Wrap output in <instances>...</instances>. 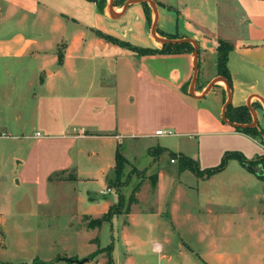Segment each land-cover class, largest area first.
<instances>
[{
  "label": "crops",
  "instance_id": "1",
  "mask_svg": "<svg viewBox=\"0 0 264 264\" xmlns=\"http://www.w3.org/2000/svg\"><path fill=\"white\" fill-rule=\"evenodd\" d=\"M61 1L70 6L69 11H55L49 0H0V18L4 14L8 18L19 17L20 21L28 17L43 18L54 10L56 19L46 28L51 40H44L45 25L39 21L31 25L23 23L25 29L15 27L6 34L3 30L0 32V221L5 220L12 205L10 199L5 201L2 196V184L11 158L16 160L17 182L35 190L36 205H45L51 199L45 196L44 190L55 174L75 170L81 175L79 156L73 155L80 138H106V142L113 146L115 156L123 138H154L159 136L156 135L158 129L171 130L172 134L179 135L223 134L259 141L236 130L233 123L223 119V107L228 97L227 84L223 80H217L205 95H201L212 81L221 77L218 74L219 41L230 43L231 102L234 106L248 101L251 106L257 103V107L252 106L258 115L257 125L264 128V0H153L158 9V36L168 39L166 35H178L197 42L198 71L194 94L199 97L189 92L195 73L194 51L140 55L126 48V64L131 69L126 70L118 62L124 56L125 48L107 41L101 35L107 33L97 28L95 22L87 21L89 16L96 19V12L106 18L108 7L101 12L97 4L89 0ZM132 6L129 5L117 17ZM121 10L122 7L113 4L114 14ZM143 14L148 27L141 25V29L147 41L152 43V46L143 47L161 48L163 42L151 35L154 17L149 21L144 3L140 18ZM63 16L74 20L73 24L64 21ZM60 49L62 61L59 60ZM98 59L105 62L103 66L110 69L108 73L90 68V63ZM110 77L114 78V86L105 82ZM208 96L210 102L206 100ZM28 99L31 101L24 105ZM30 124L37 130L27 134ZM11 138L16 139V147L9 141ZM78 153H84V150L79 149ZM99 154L95 151L89 153L92 158L99 157ZM185 171L189 170L180 169V173ZM162 178L160 173L156 186L157 209L120 213L96 228H87L100 229L105 222L113 225L115 217L123 216L121 227L116 236L115 232L112 233L110 244L113 256L115 242H122L127 264H134L133 250H142L146 238L150 239L153 251L161 252V258L171 264H205L203 257L196 252L195 256L189 254L191 257L187 259L180 241H175L176 247L171 246L175 231L184 225L190 227L201 242L211 236V260L207 262L232 264L237 261L240 257L237 253H227L226 257L220 252L218 240L215 241L219 237V214L208 213L217 228L214 229L213 225L210 232H206L203 218L197 214L206 202H202L197 210L192 207L194 196L191 191H199L201 183L163 182ZM57 179L60 183L68 180ZM208 200L207 205H212L213 200ZM117 201H90L79 215L100 218ZM19 202L14 205L24 206L25 211L32 213L33 210L27 207L30 205L28 201ZM147 216L148 222L143 225ZM193 219L196 223L190 224ZM171 220L180 223L175 230L165 225ZM93 238H89L90 243L95 242ZM254 240L259 247L250 255L247 264H264L259 231ZM99 247L101 245L83 254L84 257ZM60 261L52 263L60 264Z\"/></svg>",
  "mask_w": 264,
  "mask_h": 264
},
{
  "label": "rangeland",
  "instance_id": "2",
  "mask_svg": "<svg viewBox=\"0 0 264 264\" xmlns=\"http://www.w3.org/2000/svg\"><path fill=\"white\" fill-rule=\"evenodd\" d=\"M107 1L109 5L111 0ZM49 2L55 11L59 9L62 12L69 11L70 6L61 0H49ZM131 5L133 6L120 17H113L108 12L107 17L104 18L103 15L96 12V19L89 16L87 21L95 22L97 28L103 32L128 41L132 45L152 46L151 41H147L141 29V25L148 27L144 14L140 18L143 2H135ZM53 11L43 18L28 17L22 21L19 20V17L8 18L4 14L0 18V32L3 30L2 32L6 34L15 27L25 29L23 23L31 25L39 21L40 24L45 25L44 40L47 38L51 40L50 32L46 28L56 20L55 11ZM151 16L154 17L152 9ZM62 19L68 23L73 24L74 22L69 17L63 16ZM5 27L7 29L4 30ZM151 35L153 36L152 30ZM124 48V56L118 62L123 64L124 69L131 70L126 64L127 54L125 52L129 48ZM111 62L114 64L115 59ZM104 63L102 59H98L90 63V68L103 74L108 73L110 69L103 66ZM51 67L53 68V66ZM113 81V77L105 80L110 84ZM110 93L113 94V91ZM208 98L210 96L206 98L207 102H210ZM28 101L31 99L26 100L24 105ZM27 107L25 110L28 113L29 106ZM35 130L37 127L33 129V125L30 124L26 133L31 134ZM106 140L104 137L78 139L73 155L76 158L79 156L81 175H78L77 171L71 170L51 176L52 178L44 190L45 196L49 197L51 202L45 205H36L34 203L37 197L35 190L17 182L18 172L14 169L16 160L10 159V166L6 168L5 182L2 184V196L5 201L10 199L12 205L5 220L0 221V262L4 264H51L61 260L60 264H108V251L104 253L106 257L103 253L92 256L95 251L87 257H84L83 254L95 250L98 245L104 247L110 244L112 233L115 232V236L118 233L123 216L115 217L113 225L110 222H105L100 229L92 230L87 227L91 225H93L91 228L98 227L94 219H102L104 215L100 218L80 217V211L86 209V204L90 201L94 200L97 203L109 200L117 201L119 196L125 202L123 208L119 209L120 213L157 209V185L154 186L153 177L156 174L159 177L160 173H162L163 182L192 184L199 181V184L201 183L199 191H191L194 196L192 207L197 210L202 202H206V205L202 209L200 208V212H197L198 216L203 218L202 223L206 232H210L213 225L214 229L217 228V224L211 222V214L208 213L219 214V237L215 241L218 240L217 245L221 254L227 257V253H237L240 256L232 264H247L250 255H253L259 247L254 242V235L258 231L264 248V179L259 178L249 166H244L238 160L232 159L223 171L202 181L200 180L201 176H197L191 171L180 173V160L172 154V152L183 153L195 159L200 168L204 169L218 165L226 151L238 150L243 152L249 160H255L264 155V145L261 142L244 136L223 134L179 135L173 133L142 140L123 138L119 150L127 162L122 176L117 180L115 151ZM9 141L13 147H16L15 138H11ZM158 147L160 150L156 153ZM79 149L84 150V153H78ZM17 150L22 151L20 148ZM23 150L25 151V149ZM94 151L100 153V156L92 158L89 153ZM173 158H175V162L172 161ZM261 167L258 164L255 166L257 170ZM101 168L104 171L101 172ZM57 178H68V180L60 183ZM108 187L112 188L110 192H107ZM197 193H200L199 196ZM209 198L213 201L212 205L208 206ZM23 200L28 201L30 205L27 207L34 212L25 211L26 207L24 206L14 205L17 201L22 203ZM192 213L196 218V213L194 211ZM145 219L143 225L147 224L148 216ZM167 222L165 225L170 226L169 228L172 230H175L180 224L173 220ZM191 222L190 224L196 223L194 219ZM178 229L174 233L176 237L171 238V246L176 247L175 241H180L185 255L187 254V259L191 257L189 254L195 256L194 252H196L203 257L205 264H210L207 261L211 260V246L209 245L213 241L211 236L208 235L201 242L190 227L184 225ZM179 236L181 237L178 238ZM91 237H95L93 238L95 242H89ZM143 240L147 243L142 245V250H133L134 264H171L165 258H161V252L153 251L152 243H149L150 239ZM124 248L121 241L115 242L113 251L115 264H127L124 258ZM164 252L166 253V251ZM77 254H80V257ZM262 262L264 263V258Z\"/></svg>",
  "mask_w": 264,
  "mask_h": 264
},
{
  "label": "trees",
  "instance_id": "3",
  "mask_svg": "<svg viewBox=\"0 0 264 264\" xmlns=\"http://www.w3.org/2000/svg\"><path fill=\"white\" fill-rule=\"evenodd\" d=\"M89 1L95 2L98 6V9L101 12H105L107 10V6H108L107 0H89ZM125 2L126 0H114L113 4L114 6H118L120 8L125 4ZM143 3L145 5V11H146L147 17L149 21H151L152 20L151 5L147 1ZM101 35L107 41H110L114 44H118L120 46L129 48L130 50H133L140 55L148 54V53H157V52L159 53H180V52H185V51L192 52L195 49L194 45L189 41H181V42L180 41H167V42L162 43L161 48H152V47L135 46V45H132L128 41L121 40L110 34L101 33ZM166 36L168 37V39H171V40H177V38L182 39V37H179L178 35H166ZM231 49H232V45L223 40H220L217 45L218 74L219 76L223 77L227 81L230 89L232 88V79H231V73L228 67V58H229V52ZM62 59H63V52L60 49L59 50V60L62 61ZM258 105H260V103ZM252 106L257 107V103H253ZM226 118L230 123L237 124L235 125L236 130L249 134L250 136L259 140L264 145V128L260 127L259 125L249 126V124H251L254 121V116H253V113L250 107L247 104L234 106L231 102L226 107ZM120 147L121 145L118 146L117 151H116V156H115V159H116L115 173H116L117 180H119L120 177L122 176L124 172L125 164L127 162L126 158L119 150ZM157 149L158 151L156 153L159 152L160 147H158ZM172 154L179 158L181 170H189L193 172L195 175L201 176V178H209L213 176L214 174L223 171L228 166L230 160L236 159L242 165L249 166V168L254 173H256V175L259 178L264 179V155H262L261 157L259 156L255 160H249L241 151H238V150L226 151L221 159V162L218 165L203 169V168H200L198 162L195 159L188 157L183 153L177 154V153L172 152ZM257 164L262 166L261 169L257 170L255 168ZM153 179H154L153 180L154 186H156L157 181H158V175L156 174L153 177ZM124 203H125L124 199L121 196H119L118 202L110 207L109 211L104 215L102 219H94L96 222L95 224L100 226L103 221H106V220L109 221L113 218L114 215L120 214L119 209L123 208ZM112 250H113V246L112 244H109L106 247H99L92 256H96V255H99L100 253L108 251L109 252L108 264H114ZM0 264H4V263L0 262Z\"/></svg>",
  "mask_w": 264,
  "mask_h": 264
},
{
  "label": "water",
  "instance_id": "4",
  "mask_svg": "<svg viewBox=\"0 0 264 264\" xmlns=\"http://www.w3.org/2000/svg\"><path fill=\"white\" fill-rule=\"evenodd\" d=\"M147 1L152 9H153V12H154V21H153V24H152V34L153 36L159 40L160 42H167V41H189L191 43H193L194 47H195V50H194V54H195V73H194V76H193V79H192V82H191V85H190V94L191 95H195L194 94V84H195V81H196V78H197V71H198V45H197V42L194 40V39H191V38H182V39H177V40H171V39H167V38H164V37H160L157 35V24H158V9H157V6H156V3L153 1V0H127L125 2V4L122 6V10L120 13L118 14H114L113 12V0L110 1L109 3V6H108V12L113 16V17H117L119 16L121 13H123L127 7L129 5H131L132 3H135V2H145ZM217 80H223L226 84H227V92H228V97H227V101L223 107V112H222V117L225 121H228L227 118H226V107L228 106V104L231 103V90H230V87L227 83V81L223 78V77H219L218 79L212 81L207 87L206 89L204 90L203 95H205L211 88L212 86L214 85V83L217 81ZM196 97H199L197 95H195ZM247 105L250 107L252 113H253V116H254V121L249 124V126H254V125H257L258 123V115L255 113L253 107L251 106V103L250 101L247 102ZM233 125H237V124H233Z\"/></svg>",
  "mask_w": 264,
  "mask_h": 264
},
{
  "label": "built area",
  "instance_id": "5",
  "mask_svg": "<svg viewBox=\"0 0 264 264\" xmlns=\"http://www.w3.org/2000/svg\"><path fill=\"white\" fill-rule=\"evenodd\" d=\"M165 134H172L171 130H164V129H158L156 131V135H165ZM172 161L174 162L175 159H172ZM112 190V188L108 187L107 188V192H110ZM102 193H105V191H102Z\"/></svg>",
  "mask_w": 264,
  "mask_h": 264
}]
</instances>
